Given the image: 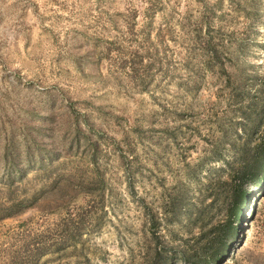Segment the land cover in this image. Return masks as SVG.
<instances>
[{"label": "rangeland", "instance_id": "rangeland-1", "mask_svg": "<svg viewBox=\"0 0 264 264\" xmlns=\"http://www.w3.org/2000/svg\"><path fill=\"white\" fill-rule=\"evenodd\" d=\"M263 42L264 0H0V264L207 262ZM254 174L217 264H264Z\"/></svg>", "mask_w": 264, "mask_h": 264}, {"label": "trees", "instance_id": "trees-1", "mask_svg": "<svg viewBox=\"0 0 264 264\" xmlns=\"http://www.w3.org/2000/svg\"><path fill=\"white\" fill-rule=\"evenodd\" d=\"M257 80L251 84L255 88L256 96L254 100H250V103L259 111L260 123L258 125L262 127L260 137L250 149H243L237 154L236 168L234 171H229L227 178L222 181L220 178L216 180L215 185L222 190L227 221L217 230H210L209 235H204L205 241L201 251L212 248L211 255L207 262L203 263L198 260L194 264H217L226 257L228 248L236 235L235 225L240 220L243 207L249 198L243 181L246 177L255 181L254 167L258 163L264 164V70L257 76ZM184 260L189 261V258L186 257ZM163 261L165 262L166 258H163Z\"/></svg>", "mask_w": 264, "mask_h": 264}]
</instances>
